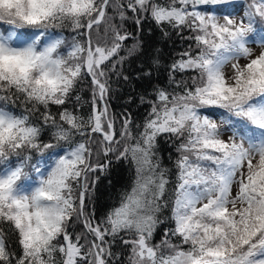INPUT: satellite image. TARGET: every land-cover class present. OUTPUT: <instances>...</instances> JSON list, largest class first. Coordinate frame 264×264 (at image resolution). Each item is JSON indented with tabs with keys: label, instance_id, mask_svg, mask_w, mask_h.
<instances>
[{
	"label": "snow or ice",
	"instance_id": "snow-or-ice-1",
	"mask_svg": "<svg viewBox=\"0 0 264 264\" xmlns=\"http://www.w3.org/2000/svg\"><path fill=\"white\" fill-rule=\"evenodd\" d=\"M127 11L188 42L170 67L186 78L155 91L141 125L126 113L117 129L109 75L131 38ZM158 138L178 153L171 189ZM113 162L134 180L97 218V173ZM117 240L127 264H264V0H0V264H113Z\"/></svg>",
	"mask_w": 264,
	"mask_h": 264
},
{
	"label": "trees",
	"instance_id": "trees-1",
	"mask_svg": "<svg viewBox=\"0 0 264 264\" xmlns=\"http://www.w3.org/2000/svg\"><path fill=\"white\" fill-rule=\"evenodd\" d=\"M120 2L124 3L125 0H120ZM160 2H163V0H160ZM108 15L115 17L117 13L109 8ZM126 15L129 19L123 22V28L131 34V38L124 42V46L119 53L121 57L125 58L122 65L118 66L115 74L110 73L109 75L110 90L107 103L116 121L121 122V117L127 113L131 115L134 124L141 125L148 117L150 112L149 101L155 99V91L160 88H164L169 92L173 91L171 76H175L177 80L186 78V75L182 77L181 74L171 73L170 67L175 60L180 58L179 54L187 48L188 42L182 40L181 36L167 25L158 27L151 19H145L138 26L131 19L133 16L131 11H127ZM113 22L118 26L121 23L118 19ZM104 27L102 24L100 28L101 36L104 35ZM63 31L64 35L71 40V29L65 28ZM165 32L167 35L164 34ZM189 34L187 31L183 33L184 36ZM137 42L140 43L141 47L129 54L128 49ZM113 62H115V58ZM76 94L82 97V103L76 104L73 110L78 111L81 115H86L90 109L91 100L90 84L87 79L79 86V91ZM73 103L75 104V101ZM158 145L162 167L170 170V184L168 187L171 189L174 187L171 181L175 180L174 162L178 158V153L174 144L166 142L163 138H158ZM97 175L99 180L96 183L90 207L95 208L96 217L100 218L105 212L118 205L124 192L130 191L134 171L126 162H113L107 173H97ZM86 205H88L87 200ZM88 210L89 207H86V211ZM169 215V210L165 209L160 215V219L163 220ZM74 225L76 229H83L79 222ZM171 227L173 225L167 221L159 225L154 233L152 243H158L163 238L164 229ZM4 228L8 237L6 242L15 249L14 235L7 231L6 225ZM172 242L174 244L179 243L178 240ZM112 252L117 254L113 264H115L117 258L122 260L123 264H127L129 250L124 248L119 240L112 247Z\"/></svg>",
	"mask_w": 264,
	"mask_h": 264
},
{
	"label": "rangeland",
	"instance_id": "rangeland-1",
	"mask_svg": "<svg viewBox=\"0 0 264 264\" xmlns=\"http://www.w3.org/2000/svg\"><path fill=\"white\" fill-rule=\"evenodd\" d=\"M250 46L253 48V51H254V52H258V51L260 50V49H259V46H258L257 44H251ZM230 71H231V69H230V65H229V66H226V69H225L226 74H229ZM216 122H217V123L220 122L218 118L216 119ZM116 124H117V129H119L120 122H119L118 120L116 121ZM94 150H95V146H94ZM254 163H255V161H254ZM133 180H134V179H133ZM130 190H131V189H130ZM236 191H237V187L234 185V186H233V195L236 194ZM72 227H73V229H75V231H76L77 233H82V232H83V229H79V228L76 229L75 225H73Z\"/></svg>",
	"mask_w": 264,
	"mask_h": 264
}]
</instances>
